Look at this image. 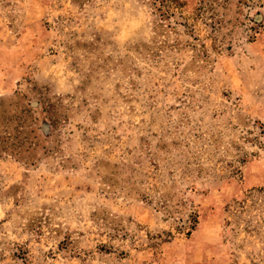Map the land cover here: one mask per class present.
Here are the masks:
<instances>
[{
  "label": "rangeland",
  "instance_id": "rangeland-1",
  "mask_svg": "<svg viewBox=\"0 0 264 264\" xmlns=\"http://www.w3.org/2000/svg\"><path fill=\"white\" fill-rule=\"evenodd\" d=\"M152 1L0 0V264H264V0Z\"/></svg>",
  "mask_w": 264,
  "mask_h": 264
},
{
  "label": "trees",
  "instance_id": "trees-1",
  "mask_svg": "<svg viewBox=\"0 0 264 264\" xmlns=\"http://www.w3.org/2000/svg\"><path fill=\"white\" fill-rule=\"evenodd\" d=\"M230 3V0H201L199 6L208 11H213L217 8H226ZM245 0H238L237 7H241L242 5L246 4ZM183 2L178 0H153L152 6L153 9L158 13L159 16L165 18L166 16L170 15V7H181ZM256 15L259 17L260 12H257ZM213 25H220V21H214Z\"/></svg>",
  "mask_w": 264,
  "mask_h": 264
}]
</instances>
